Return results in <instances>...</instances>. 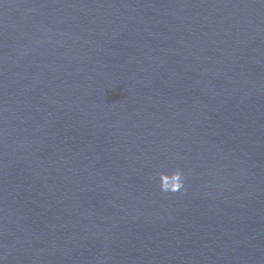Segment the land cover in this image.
I'll return each instance as SVG.
<instances>
[{
  "label": "water",
  "instance_id": "95a60500",
  "mask_svg": "<svg viewBox=\"0 0 264 264\" xmlns=\"http://www.w3.org/2000/svg\"><path fill=\"white\" fill-rule=\"evenodd\" d=\"M0 264H264V0H0Z\"/></svg>",
  "mask_w": 264,
  "mask_h": 264
},
{
  "label": "clouds",
  "instance_id": "9594fccd",
  "mask_svg": "<svg viewBox=\"0 0 264 264\" xmlns=\"http://www.w3.org/2000/svg\"><path fill=\"white\" fill-rule=\"evenodd\" d=\"M171 174L177 177V179L174 181V184L176 185L175 188L171 186H165L161 188V191L177 192V191H181L184 188L185 177L182 171L180 169H176L172 171Z\"/></svg>",
  "mask_w": 264,
  "mask_h": 264
}]
</instances>
